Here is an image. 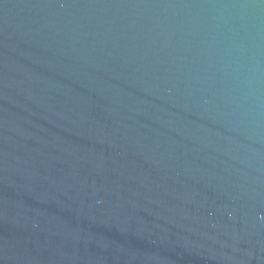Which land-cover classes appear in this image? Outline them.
I'll return each instance as SVG.
<instances>
[{
  "label": "water",
  "instance_id": "obj_1",
  "mask_svg": "<svg viewBox=\"0 0 264 264\" xmlns=\"http://www.w3.org/2000/svg\"><path fill=\"white\" fill-rule=\"evenodd\" d=\"M0 264H264V0H0Z\"/></svg>",
  "mask_w": 264,
  "mask_h": 264
}]
</instances>
